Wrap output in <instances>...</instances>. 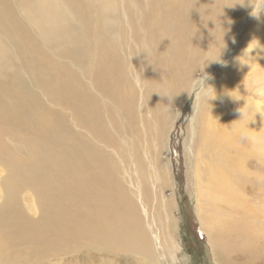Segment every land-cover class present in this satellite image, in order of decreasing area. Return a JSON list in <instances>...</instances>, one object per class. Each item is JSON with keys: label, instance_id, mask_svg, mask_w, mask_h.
<instances>
[{"label": "rangeland", "instance_id": "374dc122", "mask_svg": "<svg viewBox=\"0 0 264 264\" xmlns=\"http://www.w3.org/2000/svg\"><path fill=\"white\" fill-rule=\"evenodd\" d=\"M113 1L107 10L65 4L59 15L70 26L49 40L35 0H0V44L19 52L10 61L0 54V112L11 113L0 115L3 264H218L204 221L229 228L228 237L235 227L239 245L250 231L264 264V0ZM7 17L18 22L14 44ZM208 57L219 61L202 72ZM19 97L26 105L16 116ZM225 167L212 193L213 170ZM70 212L108 232L69 234ZM51 234L58 240L40 252Z\"/></svg>", "mask_w": 264, "mask_h": 264}, {"label": "bare ground", "instance_id": "6f19581e", "mask_svg": "<svg viewBox=\"0 0 264 264\" xmlns=\"http://www.w3.org/2000/svg\"><path fill=\"white\" fill-rule=\"evenodd\" d=\"M18 2L20 0H17ZM94 3L98 5L103 9V10H107V9H110V8H115L116 5H115V2L113 0H93ZM72 2V0H35V3H34V21H35V24L37 26V28L39 29V31L41 32V34H43L47 39L51 40V39H54L55 36L58 34V33H62L63 31H65L70 25L65 23V22H62L61 21V16L59 15V12L62 10V8L64 7L65 4H70ZM97 5V7H99ZM1 7V5H0ZM100 9V8H99ZM76 14H79V12L77 11L75 13ZM82 14V13H81ZM100 15V20H101V16L104 17L105 16V13L102 12L99 13ZM83 25L86 27L88 25V22H89V19L84 17L83 16ZM88 21V22H87ZM3 25L5 26H10L11 28H6L7 32L9 33L8 35L11 37L13 36V38L11 37V40L14 44L18 42L17 40V37H18V33H14L11 29H14L16 27H18V22L13 18V17H7L3 20ZM82 25V24H81ZM82 25V27H83ZM185 27V26H183ZM186 30V28H184V31ZM187 31V30H186ZM98 41H101V38H98L97 39ZM0 54L2 55H5L8 57L9 61L12 60L16 54V56H19V52L17 49H15L14 47V50H9L7 49L5 46L1 45L0 44ZM7 61V62H9ZM6 62V63H7ZM31 70L33 71L34 75H35V78L37 80V82L39 84H41V81L39 79V76H38V73H37V69L35 68H31ZM231 82V81H230ZM49 85V87L52 89L53 87L47 83ZM234 84V83H233ZM225 87H222L220 86L218 91H217V95L212 99L210 100V104L207 105L208 107L210 106L209 108V111L210 109L212 110V113H214V110L216 108V106L222 101V94L225 92ZM234 89V88H233ZM232 89V91H233ZM81 96V95H80ZM25 105H26V102L23 101L22 99H18V103H17V109H16V112H15V115L16 116H20L23 114L24 112V108H25ZM77 107H79V103L77 105ZM81 113L86 116L88 114V109H86L84 106H82L81 108H79ZM208 112V111H207ZM211 113V115H212ZM3 114H11L7 108L3 107L2 111L0 112V115H3ZM207 115V114H206ZM211 115L203 120V125L202 127L205 128L206 124H207V121H208V124H210V120L212 119ZM214 115V114H213ZM38 119L40 121V125L44 128V129H47L45 127H47L46 125L48 124L47 122H49V119L44 115V114H39L38 115ZM163 121V120H162ZM156 129V128H155ZM199 151V149H198ZM198 153V152H197ZM87 154L88 152L87 151H83L81 152L80 154H78L77 156L80 157V159L83 161V160H86L87 159ZM97 154V153H96ZM100 155V154H99ZM97 155V161L95 164H97V166L101 167L102 171L105 173V176L106 174L108 173V168H107V164L105 163V159L103 160V158H101V156ZM103 157V156H102ZM74 159V158H73ZM94 159V158H93ZM94 161V160H93ZM196 161V160H195ZM26 163L30 164V161L29 160H26ZM75 164H77V162H75ZM79 164V163H78ZM77 164V165H78ZM91 164H92V161H91ZM86 165V164H85ZM88 165V164H87ZM89 166L90 163H89ZM78 168V167H77ZM81 169V168H80ZM79 169V170H80ZM84 169V168H83ZM100 169V168H99ZM98 169V170H99ZM226 169L227 167H225V170L223 168L222 171L220 170H213V176H214V181L212 180V177H210V183H209V186H208V189L209 191H213L212 193H214L215 190H217L221 185L222 183L225 181V178H226ZM101 171V172H102ZM100 172V173H101ZM102 172V173H103ZM197 172V171H196ZM101 173V174H102ZM210 173H212V170L210 171ZM198 174V173H197ZM104 176V174H103ZM87 179V178H86ZM102 179V178H101ZM90 179H88L89 181ZM85 181H83L82 183H84ZM92 182V181H91ZM91 182H87L86 180V183H91ZM102 182H104L102 180ZM106 187H107V195L108 194H112V193H115L114 191V181H112L111 179L107 178L106 177ZM76 183V182H75ZM79 184V183H78ZM76 185V184H75ZM79 185H83V184H79ZM86 185V184H84ZM225 185V183L223 184V186ZM9 186V183L7 181L3 182V187L5 189V191L7 190ZM78 186V185H77ZM93 186V185H91ZM97 186V185H96ZM89 187V186H87ZM104 187V186H103ZM115 187L117 188L116 184H115ZM80 188V186H79ZM78 188V189H79ZM84 188V186H82V189ZM91 187H89L90 189ZM97 188V187H95ZM100 188V187H99ZM94 189V188H93ZM93 189H91V192L90 193H94L92 191H94ZM105 189V188H104ZM208 189L206 188V190L208 191ZM81 190V189H79ZM98 190H101V189H98ZM103 190V188H102ZM101 190V191H102ZM106 190V189H105ZM84 191V189L82 190ZM86 191V189H85ZM104 191V190H103ZM102 191V192H103ZM67 192V191H66ZM69 192V190H68ZM67 192V193H68ZM87 192V191H86ZM85 192V193H86ZM98 192V191H96ZM123 192V191H122ZM66 193V194H67ZM83 193V192H82ZM88 193V192H87ZM101 193V192H100ZM105 193V192H104ZM105 193V195H106ZM102 194V193H101ZM84 195H88V194H84ZM90 195V194H89ZM124 195V194H123ZM123 195H120V196H123ZM85 196V197H86ZM109 197V196H108ZM101 198V197H100ZM231 198V196H230ZM129 199V198H128ZM109 200V199H108ZM107 200V201H108ZM116 200V199H115ZM114 200V202H115ZM88 201V199H87ZM86 201V202H87ZM110 201V200H109ZM112 201V200H111ZM120 205L123 201L118 199ZM117 201V202H118ZM85 202V203H86ZM88 203H92L88 201ZM116 203V202H115ZM112 204V203H111ZM118 204V203H117ZM87 205V204H85ZM88 206V205H87ZM114 207V206H113ZM111 208V207H110ZM116 208L119 209V207L116 206ZM115 208V209H116ZM125 208V207H124ZM121 209V208H120ZM126 209V208H125ZM106 210V209H105ZM104 210V211H105ZM124 210V209H123ZM77 213V212H76ZM210 216V215H209ZM213 216V215H212ZM48 218H57L56 220H59L61 219V217L59 215H55L53 214L51 211H50V214L47 215ZM202 218V217H201ZM206 218L205 215H203V221L204 219ZM213 218V217H212ZM77 219L76 217H74L71 212L68 214V220L72 221V225L71 227H69V225L67 224H64L66 228H69V234H72L70 233L71 232V229H74V231L76 233H79L81 231V233H83V230L85 231L86 228H89L90 225L91 226H95V229H97V233L99 234H102V230H104V233H107L108 232V229L104 226H102L101 224L102 223H99V221H94L92 222L91 219H88V220H78L77 221L75 220ZM100 219V217H99ZM215 219V218H214ZM90 220V221H89ZM102 219H100L101 221ZM217 220V219H216ZM215 220V221H216ZM55 221V220H54ZM129 221V220H128ZM81 224H80V223ZM202 222V221H201ZM58 224V225H57ZM129 224V222H128ZM56 225L58 226V228H62L61 226H63V223L61 222H57ZM55 225L54 230H57V226ZM132 225V224H131ZM204 225L205 227L207 228V231H209V235H210V242H212V245L214 247V255L216 257V259L218 260V264H235L234 263V257L231 256V253L232 254H235L236 256L242 258V259H245L244 263L243 264H258L259 260L257 259L258 257V254H259V248L257 246V243L255 242L251 234L250 231H247L245 233V236L243 238V244L242 245H239L236 241V237L237 235H234V234H237V231H236V228H231L229 232H231L230 236L228 237L227 236V231L226 230H229V228H223V229H220V228H215L217 227L216 225V222L214 223H211L209 224L208 221H204ZM215 228V229H214ZM134 229V228H133ZM60 230V229H59ZM46 235V234H45ZM66 235V234H65ZM73 235V234H72ZM70 235V237L72 236ZM55 236V238H53ZM46 239H44L42 241L41 244L45 245L46 247H40V248H43L44 250L43 251H40V252H44L46 251L55 241L58 240L59 237H57L55 234H51L49 235V237H45ZM69 238V236H68ZM223 245V246H222ZM0 246H1V243H0ZM222 246L221 250H218L220 247ZM141 247V246H140ZM42 250V249H41ZM4 260H5V254L4 252L2 251L1 247H0V264H3L4 263ZM261 264V263H260ZM263 264V263H262Z\"/></svg>", "mask_w": 264, "mask_h": 264}, {"label": "clouds", "instance_id": "9594fccd", "mask_svg": "<svg viewBox=\"0 0 264 264\" xmlns=\"http://www.w3.org/2000/svg\"><path fill=\"white\" fill-rule=\"evenodd\" d=\"M254 17H256L255 15H253ZM145 52H147L148 53V55H149V52H148V50L146 49L145 50ZM212 61H219V59H212L211 57H208V58H206L202 63H203V67L201 68V71L203 72V69H204V67H205V63L206 62H212ZM205 76V81L208 79V77L206 76V75H204ZM205 87H207L206 86V83H205ZM167 96V95H166ZM167 97H169V96H167ZM170 98V97H169ZM206 99H211V96L210 95H207L206 97H205ZM171 99V98H170ZM247 136V133L246 132H244V133H242V137H246Z\"/></svg>", "mask_w": 264, "mask_h": 264}]
</instances>
